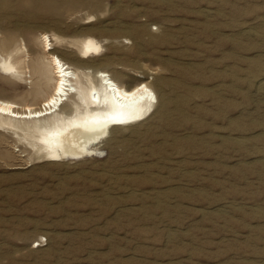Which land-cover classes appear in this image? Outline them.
I'll return each instance as SVG.
<instances>
[{"label": "rangeland", "instance_id": "obj_1", "mask_svg": "<svg viewBox=\"0 0 264 264\" xmlns=\"http://www.w3.org/2000/svg\"><path fill=\"white\" fill-rule=\"evenodd\" d=\"M42 33L161 99L83 160L0 127V264H264V0H0V56L23 41L35 86L0 70V99L50 92Z\"/></svg>", "mask_w": 264, "mask_h": 264}, {"label": "bare ground", "instance_id": "obj_2", "mask_svg": "<svg viewBox=\"0 0 264 264\" xmlns=\"http://www.w3.org/2000/svg\"><path fill=\"white\" fill-rule=\"evenodd\" d=\"M90 21L93 22L89 18L87 22ZM84 37L79 42V57L88 60L99 56L103 51L101 43L91 36ZM40 40L45 53V63L41 60L40 68L50 74L47 78L50 92L38 104H24L27 99L24 92L23 104L18 100H6L9 98L0 99V127L13 130L16 134L20 132L27 144L44 160H83L96 155L111 137L144 123L155 112L161 97L152 84L144 80V75L136 74L135 84L124 85L105 68L87 66L75 69L53 51L50 34L42 33ZM21 45L14 54L0 56V70L22 81L31 92L35 87L34 76L31 77L33 67L29 66V53L20 55L22 51H27L23 41ZM13 55L16 60H13Z\"/></svg>", "mask_w": 264, "mask_h": 264}]
</instances>
